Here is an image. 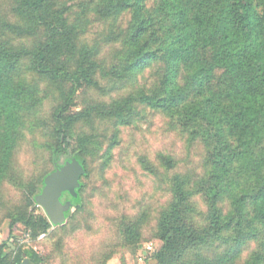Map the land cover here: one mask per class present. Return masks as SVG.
Instances as JSON below:
<instances>
[{"label": "trees", "instance_id": "16d2710c", "mask_svg": "<svg viewBox=\"0 0 264 264\" xmlns=\"http://www.w3.org/2000/svg\"><path fill=\"white\" fill-rule=\"evenodd\" d=\"M60 2L0 0V227L9 221V239L18 224L32 238L51 228L29 209L67 164L81 170L68 208L83 210L92 137L80 125L96 115L128 126L142 108L160 115L186 150L202 152L194 172H177L171 154L146 167L168 175L169 201L153 230L158 263L264 264V0H127L97 12L106 25L91 41L81 40ZM146 72L151 81L143 83ZM40 81L60 96L42 118ZM84 89L123 93L74 112ZM36 132L46 141L31 146L48 152L54 171L25 179L17 153ZM5 185L23 204L5 206ZM143 226L121 221L123 240L138 243ZM15 243L0 244V264H42Z\"/></svg>", "mask_w": 264, "mask_h": 264}, {"label": "rangeland", "instance_id": "374dc122", "mask_svg": "<svg viewBox=\"0 0 264 264\" xmlns=\"http://www.w3.org/2000/svg\"><path fill=\"white\" fill-rule=\"evenodd\" d=\"M60 1L59 5L66 6L69 11L70 22L81 29V40L91 41L106 25V20L97 12L106 6L110 9L116 4H124L127 0ZM108 50L105 48L104 53ZM151 77V72H146L141 81L147 83ZM38 85V96L42 100L37 113L42 118L50 115L60 96L42 81ZM122 93L81 90L74 97L72 111H82L92 105H108L110 99L122 97ZM141 110L139 116L131 117L128 126L96 115L91 118V124L79 126L82 132L92 137L87 155L91 174L82 179L85 185L81 192L83 210L76 212L74 208H68V217L61 225L50 224L46 233L31 237L29 246L35 247L42 256V264H159L156 254L161 242L154 238L153 230L159 213L169 201L168 175L162 169L157 175L151 174L146 167L150 162L156 164L159 154H171L180 161L177 172L184 173L188 169L194 172L202 152L193 147L186 150L184 142L168 132L160 115L152 112L144 115ZM43 141H46L43 134L36 132L21 142L17 160L23 178L54 171V165L48 161V152L31 146L33 142L40 145ZM4 187L6 207L23 204L20 194H15L8 185ZM63 201L67 204L69 199L64 197ZM29 211L47 219L38 206ZM136 218L144 222L141 239L138 243L127 244L120 233V223ZM24 228L18 224L12 229L17 245L24 234H33L32 229L26 231ZM8 229L9 221L5 220L0 227V244L10 241ZM149 244L151 249L147 250ZM4 251L9 253L7 249Z\"/></svg>", "mask_w": 264, "mask_h": 264}, {"label": "water", "instance_id": "95a60500", "mask_svg": "<svg viewBox=\"0 0 264 264\" xmlns=\"http://www.w3.org/2000/svg\"><path fill=\"white\" fill-rule=\"evenodd\" d=\"M80 168L74 164H67L60 171L52 173L45 180V188L39 197L38 207L45 213L52 226H59L65 221L64 212L71 205V202L63 204L61 197L68 193L71 198H76ZM22 264H29L24 260Z\"/></svg>", "mask_w": 264, "mask_h": 264}, {"label": "built area", "instance_id": "2783aa9c", "mask_svg": "<svg viewBox=\"0 0 264 264\" xmlns=\"http://www.w3.org/2000/svg\"><path fill=\"white\" fill-rule=\"evenodd\" d=\"M13 241H15L14 239H10V241L8 242L9 246L14 249L13 247ZM18 242V247H22L23 249L24 248H27V249H32L33 251L36 252V248L35 247H31L29 246V244L31 243V237L29 236V234H24L23 237L17 241ZM25 245H28V247H25ZM147 250H150L151 249V244H149L147 247Z\"/></svg>", "mask_w": 264, "mask_h": 264}, {"label": "flooded vegetation", "instance_id": "af4514ba", "mask_svg": "<svg viewBox=\"0 0 264 264\" xmlns=\"http://www.w3.org/2000/svg\"><path fill=\"white\" fill-rule=\"evenodd\" d=\"M64 197H67V198L69 199L68 202H71L69 194H68V193H63V194H62V197H61V202H62L63 204H64V202H65V201H63V200H64Z\"/></svg>", "mask_w": 264, "mask_h": 264}]
</instances>
